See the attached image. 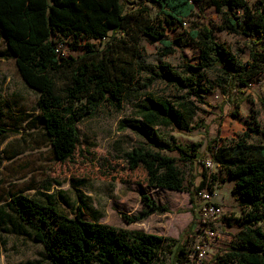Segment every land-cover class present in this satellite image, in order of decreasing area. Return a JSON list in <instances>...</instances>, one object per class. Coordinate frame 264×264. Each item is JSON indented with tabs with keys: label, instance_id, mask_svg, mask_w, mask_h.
I'll list each match as a JSON object with an SVG mask.
<instances>
[{
	"label": "trees",
	"instance_id": "16d2710c",
	"mask_svg": "<svg viewBox=\"0 0 264 264\" xmlns=\"http://www.w3.org/2000/svg\"><path fill=\"white\" fill-rule=\"evenodd\" d=\"M152 1L165 13V24L142 25L140 35L158 43L162 56L182 51L188 40L171 35L168 28L182 24L196 9L203 15V0ZM211 4L222 14L219 29L245 39L250 57L240 60L216 39L214 27L200 23L189 32L199 49L196 64L184 55L182 69L167 61L137 63L146 76L131 87V81L113 71L115 62L107 54L112 40L120 33L129 35L132 29L127 0H0V45L2 41L6 45L0 46V59H14L24 82L39 92V113L35 118L40 120L55 159L65 162L75 153L80 143L79 122L95 115L103 103L118 104L124 94L134 92L135 115L122 118L119 127L131 129L145 142L125 151V161L130 170L145 171L151 189L189 191L194 218L190 229L200 220L196 192L205 187L208 175L203 173L198 185L192 182L193 189L186 187L178 158L164 151L176 152L181 161L201 162L202 143H181L160 128L193 131L203 126L202 122L192 124L194 109L189 104L191 98L205 102L203 72H217L228 88L230 100L238 104L235 100L248 98L247 88L264 70V0L255 7L247 0H211ZM62 46L82 48L83 54L65 55ZM57 77L65 79L61 85ZM159 81L182 91L179 100L142 92ZM260 102L264 108V99ZM231 115L236 116L237 112ZM252 118L236 141L214 140L207 145L211 158L228 179L235 180L234 192L250 208L235 238L217 256L222 264H264V229L255 227L264 222V143L248 141L251 133L264 137V129L256 117ZM141 198L143 208L134 216L124 215L126 222H140L154 213L169 211L167 205L151 195L143 194ZM7 206L30 230L31 239L43 246L50 264H151L166 254L171 256V264H181L183 254L193 264L192 249L186 252L185 242L88 220L80 206L74 216H69L52 200L24 192L13 194Z\"/></svg>",
	"mask_w": 264,
	"mask_h": 264
},
{
	"label": "rangeland",
	"instance_id": "374dc122",
	"mask_svg": "<svg viewBox=\"0 0 264 264\" xmlns=\"http://www.w3.org/2000/svg\"><path fill=\"white\" fill-rule=\"evenodd\" d=\"M261 0H247L252 7ZM203 15L196 9L182 24L175 23L168 32L175 37H183L188 44L182 51L162 56L159 44L146 35H140L139 27L146 24H165V13L152 0H127L126 12L131 20L129 35H117L107 51L115 62L113 71L131 81V87L142 82L146 76L137 63L157 64L167 61L176 69H182L181 55L191 63L198 62L199 49L189 32L198 24L204 23L215 28L216 39L225 44L240 60L250 57V46L241 36L219 29L223 21L221 12L203 0ZM143 9H146L144 11ZM99 46V41L89 40ZM1 48L6 45L2 41ZM65 55H82L83 49H70L62 46ZM132 63H125V61ZM123 69L126 73H123ZM61 80V81H60ZM57 77L59 85L63 83ZM201 83L206 88L204 101L189 100L194 109L192 124L202 122L203 126L185 131L174 127L160 130L173 135L181 143H202V161H181L176 152L164 151L178 158V165L185 178L186 187L198 185L203 173L210 176L216 190L215 199L224 207L225 214L214 219L218 237L205 245L206 254L202 264H222L217 256L235 238L242 227L240 222L249 211L234 192L235 180L227 178L220 166L206 169L203 162L211 158L207 145L212 141L230 143L239 139L246 125L256 117L260 128L264 129V70L251 82L246 90L247 99L234 104L229 98L228 88L221 82L215 71L203 72ZM153 97L178 101L182 91L173 85L159 81L142 90ZM39 92L30 88L18 73L14 59H0V264H50L43 246L31 239L30 230L20 222L7 206L9 198L24 192L41 200H52L57 208L69 216H74L78 206L88 220L106 223L111 226L141 229L146 232L170 236L185 242L186 252L201 244L203 225L190 229L193 222L192 204L189 191H175L150 188L142 168L130 170L124 152L140 146L145 141L131 129H120L122 118L135 115L136 97L134 92L124 94L120 103H103L97 113L78 123L80 143L73 156L61 162L55 159L49 139L44 133L39 119L37 104ZM233 97L231 96V99ZM231 112H237L236 116ZM249 142L264 143L261 133H251ZM204 151V152H203ZM151 195L157 202L169 207L166 213H154L147 219L129 223L124 215L134 216L142 208V195ZM255 227L264 229V222ZM195 260L194 256L192 257ZM192 262V260H191ZM169 254L151 264H171ZM181 264H190L181 256Z\"/></svg>",
	"mask_w": 264,
	"mask_h": 264
},
{
	"label": "built area",
	"instance_id": "2783aa9c",
	"mask_svg": "<svg viewBox=\"0 0 264 264\" xmlns=\"http://www.w3.org/2000/svg\"><path fill=\"white\" fill-rule=\"evenodd\" d=\"M217 165L218 164H216L212 158H207L203 162V166L206 169L213 168ZM216 194L214 185H212L211 178L208 175L205 187L196 192V197L199 201V217L203 225V233L200 236L201 244L197 245L191 251L190 257L193 264H202L203 258L206 254L205 245L210 244L212 239L218 237V231L214 225V219L224 215L225 211L223 205L215 199ZM193 256L195 258L194 261L192 259Z\"/></svg>",
	"mask_w": 264,
	"mask_h": 264
}]
</instances>
